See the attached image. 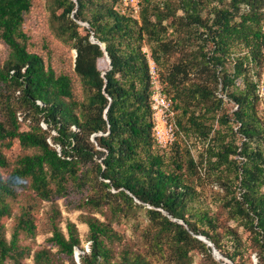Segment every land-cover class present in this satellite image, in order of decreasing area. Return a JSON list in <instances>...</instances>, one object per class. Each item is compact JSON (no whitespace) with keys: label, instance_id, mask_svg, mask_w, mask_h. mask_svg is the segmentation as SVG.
Wrapping results in <instances>:
<instances>
[{"label":"trees","instance_id":"1","mask_svg":"<svg viewBox=\"0 0 264 264\" xmlns=\"http://www.w3.org/2000/svg\"><path fill=\"white\" fill-rule=\"evenodd\" d=\"M34 5L0 0L10 53L0 66V145L27 151L12 166L0 149V264L24 259L22 237L37 234L31 198L10 240L4 232L27 183L39 201L88 191L79 208L103 217L81 216L84 248L54 209L46 225L57 252L37 250L34 264H193L195 255L221 264L200 236L234 264H255L252 255L264 264V0H140L138 15L122 0H54L56 43L25 29ZM149 55L175 112L178 139L165 149ZM138 208L151 223L143 252L118 228Z\"/></svg>","mask_w":264,"mask_h":264},{"label":"rangeland","instance_id":"2","mask_svg":"<svg viewBox=\"0 0 264 264\" xmlns=\"http://www.w3.org/2000/svg\"><path fill=\"white\" fill-rule=\"evenodd\" d=\"M54 10V0H35L34 9L32 13L27 16L25 29L33 34H36L37 36L41 35L42 38L44 36H47L49 38L51 37L52 39H54L55 43L60 42L55 38L56 30L52 22V13L54 12ZM206 13H208V9L205 10V14ZM144 50L146 51L147 48H144ZM9 55V50L0 39V66L4 65V63L9 58ZM72 55L75 58V50H72ZM99 65L102 70H105L108 68L109 63L100 62ZM261 84V87L264 88V75ZM78 91L80 94H83L84 92V87L81 83L79 85ZM21 117L23 118V116ZM3 119L4 116L0 108V121H2ZM26 128L27 126H24V129ZM0 149L3 150L4 153L8 156L12 166H14L15 161L20 154L27 153V151H25V149H22L18 143L11 148H7L3 144H1ZM184 152V148L181 146L180 153L183 154ZM168 156L169 158H172L174 156L176 157L177 155H172L171 152H169ZM28 186L29 183H27L24 188L19 190L17 198L11 200L12 215L6 216L3 221L4 232L8 240H10L12 237L13 229L17 222V216L21 212V207L30 198V202L35 204L37 208L36 219L39 223V228L36 235H24L22 237V244L26 247L29 254H27L26 257L24 259H21V261L19 262L9 261L8 264H34L33 256L35 252L43 248H50L54 253L57 252V249L54 248L49 241V238L52 237V233L48 231V227L46 225L49 215L52 214L54 209H58L61 211L63 220L61 225L65 232H67L66 223L68 221H72L77 225L79 235L82 240V246L84 248H87L89 227L81 221V216L92 212V214H95V216L103 219L102 215H100L99 213H94V210L89 211L79 208L80 201L83 200L88 191H76L74 189H71L72 193L68 197L56 198L53 202L39 201L38 199L30 195L32 193L30 192V188ZM124 223L125 226H118L119 230L125 234L124 244L129 246L134 251L143 252V250H146L148 246L145 233L151 227L150 219L146 215V210H144L143 208L136 209L133 214H130V216L126 219V221H124ZM77 253H80L79 249L77 250ZM217 260L221 261V264H234L231 260L224 257L221 253L220 259ZM251 260L255 264L257 263V257L255 255H252ZM199 262L200 256L195 255L193 264H199ZM66 264L72 263L67 261ZM76 264H80V262L77 260Z\"/></svg>","mask_w":264,"mask_h":264},{"label":"built area","instance_id":"3","mask_svg":"<svg viewBox=\"0 0 264 264\" xmlns=\"http://www.w3.org/2000/svg\"><path fill=\"white\" fill-rule=\"evenodd\" d=\"M125 9L133 10L135 15L140 12V0H122ZM150 83L152 86L151 104L153 110L154 133L160 148H169L178 139L177 127L174 122L175 112L172 100L165 92L160 70L157 63L149 55ZM264 94V88L262 95ZM46 127V125H44Z\"/></svg>","mask_w":264,"mask_h":264},{"label":"water","instance_id":"4","mask_svg":"<svg viewBox=\"0 0 264 264\" xmlns=\"http://www.w3.org/2000/svg\"><path fill=\"white\" fill-rule=\"evenodd\" d=\"M101 46L103 47V49H105L103 45H101ZM199 238L202 239L204 242H206L209 246H211L214 256L217 259H220V253L217 251L214 244L212 242L208 241L205 237L200 236ZM77 255H79V253H77Z\"/></svg>","mask_w":264,"mask_h":264}]
</instances>
